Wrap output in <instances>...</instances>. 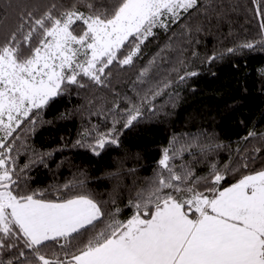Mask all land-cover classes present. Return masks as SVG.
<instances>
[{"label": "snow or ice", "instance_id": "6c2138e0", "mask_svg": "<svg viewBox=\"0 0 264 264\" xmlns=\"http://www.w3.org/2000/svg\"><path fill=\"white\" fill-rule=\"evenodd\" d=\"M253 4L260 39L229 52L264 48V0ZM200 7L201 0H53L42 11L18 13L15 28L0 37V264H16L25 250L31 259L24 264H264V159L261 167H251L259 149L230 166L213 162L208 175L199 176L183 162L184 153L198 147L205 155L220 145L173 135L147 186L123 208L115 198L77 190L82 183H65L47 194L31 189L29 171L44 156L19 163L25 145L17 143L18 129L25 121V131H34L37 117L69 89L107 88L114 68L133 67L158 30L167 33ZM159 58L160 53L138 71L140 84L149 82ZM197 74L185 70L178 82ZM175 83L160 81L143 96L137 93L139 103L122 109L114 103L107 110L113 126L85 132L74 146L96 156L118 147L123 130L143 121L145 106L155 114L152 101ZM255 135L250 131L245 139ZM230 176L234 182L226 184ZM125 209L131 214L121 218Z\"/></svg>", "mask_w": 264, "mask_h": 264}, {"label": "trees", "instance_id": "16d2710c", "mask_svg": "<svg viewBox=\"0 0 264 264\" xmlns=\"http://www.w3.org/2000/svg\"><path fill=\"white\" fill-rule=\"evenodd\" d=\"M51 2L0 0V37L15 28L18 13L42 11ZM182 25H187L190 31L185 33ZM260 31L253 0H201L200 10H192L180 25L172 26L167 33L158 30L157 36L142 47V57L133 67L114 68L107 88L69 89L37 117L34 131H25L27 121L18 129L22 139L17 143L25 145L19 163H26L30 158L38 160L37 154L44 156V163L34 164L29 171V188L44 189L47 194L65 183H82L83 188L77 190L91 191L99 199L115 198L123 208L138 189L147 186L161 150L168 146L173 135L184 139L199 136L200 144L220 145L205 155L198 147L184 153L183 162L192 164L199 176L208 175L213 162L219 167L230 166V161L253 154L254 149L260 151L256 153V164L251 167H261L264 48L257 44L255 50L228 51L245 42L259 41ZM169 42L171 49H165ZM161 49L165 50L161 53ZM158 53L161 58L149 82L140 84L138 71ZM185 70L198 74L180 83L178 75ZM163 80L177 83L152 101L155 114L148 113L145 106V118L132 129L123 130L118 147L108 146L101 156H96L87 148L74 146L78 139L84 138L85 132H103L113 126V113L107 110L114 103H119L121 109L130 106V102L139 103L137 93L143 96ZM116 128L120 130L121 124H116ZM250 131L256 135L245 139ZM91 139L87 137L88 142ZM47 153L51 155H44ZM109 172L117 176L106 178ZM230 182H234L233 176L225 183ZM130 214L125 209L121 218ZM25 258L31 259L28 250L16 264H24Z\"/></svg>", "mask_w": 264, "mask_h": 264}]
</instances>
